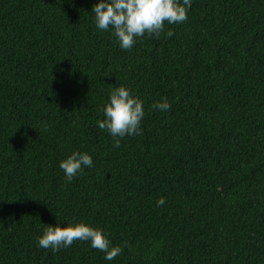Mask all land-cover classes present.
<instances>
[{
  "label": "trees",
  "instance_id": "obj_1",
  "mask_svg": "<svg viewBox=\"0 0 264 264\" xmlns=\"http://www.w3.org/2000/svg\"><path fill=\"white\" fill-rule=\"evenodd\" d=\"M97 2L0 0V264H264V0H191L131 50ZM117 86L145 115L114 147L97 121ZM73 151L93 166L67 183ZM77 222L121 254L38 246Z\"/></svg>",
  "mask_w": 264,
  "mask_h": 264
},
{
  "label": "clouds",
  "instance_id": "obj_2",
  "mask_svg": "<svg viewBox=\"0 0 264 264\" xmlns=\"http://www.w3.org/2000/svg\"><path fill=\"white\" fill-rule=\"evenodd\" d=\"M191 0H98L92 5L96 27L101 31L111 30L124 50H131L136 38L160 37L165 24H179L187 20V10ZM174 33L169 30L167 37ZM153 109L169 111L170 103L166 98L151 105ZM104 118L97 121L101 130L113 138L114 147L120 146V138L141 134L144 119L143 101L134 96L125 86L110 90L108 100L100 109ZM93 161L86 152L73 151L59 162L65 173V181L70 183L74 177L91 168ZM157 206H163L165 199L160 197ZM38 246L51 249L54 253L68 248L74 241L90 242L92 248L104 253L106 260H113L122 252L121 247L112 246L100 228L84 222L47 224L42 234L36 237Z\"/></svg>",
  "mask_w": 264,
  "mask_h": 264
}]
</instances>
